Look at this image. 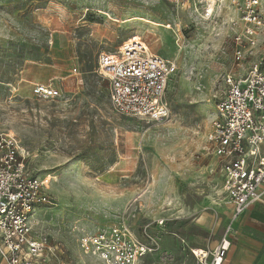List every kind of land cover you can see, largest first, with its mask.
Here are the masks:
<instances>
[{
  "label": "rangeland",
  "instance_id": "1",
  "mask_svg": "<svg viewBox=\"0 0 264 264\" xmlns=\"http://www.w3.org/2000/svg\"><path fill=\"white\" fill-rule=\"evenodd\" d=\"M227 1L202 23L167 0H0V133L17 141L31 175L49 179L53 204L35 229L64 264H101L79 251L77 230L118 219L152 230L166 219L160 250L141 264H198L191 249L218 240L206 134L233 62ZM132 37L176 64L161 122L114 113L96 73L99 53ZM49 82L60 96L36 99L33 84Z\"/></svg>",
  "mask_w": 264,
  "mask_h": 264
},
{
  "label": "built area",
  "instance_id": "2",
  "mask_svg": "<svg viewBox=\"0 0 264 264\" xmlns=\"http://www.w3.org/2000/svg\"><path fill=\"white\" fill-rule=\"evenodd\" d=\"M191 10L199 22L215 18L219 0H167ZM232 65L223 77L215 115L206 134V152L218 162L220 186L232 206L231 221L264 200V0H228ZM227 22V23H228ZM96 73L105 80L111 110L123 117L161 122L169 114L165 93L176 71L174 60L155 53L134 37L99 53ZM73 68L71 76H77ZM32 95L53 100L60 91L35 83ZM49 179L31 175L14 137L0 133V264H64L59 245L36 231L40 209L51 206ZM165 220L155 221L163 227ZM230 226L212 249H192L198 264H223ZM79 251L101 264H141L159 251L149 225L123 219L77 230Z\"/></svg>",
  "mask_w": 264,
  "mask_h": 264
},
{
  "label": "crops",
  "instance_id": "3",
  "mask_svg": "<svg viewBox=\"0 0 264 264\" xmlns=\"http://www.w3.org/2000/svg\"><path fill=\"white\" fill-rule=\"evenodd\" d=\"M219 186L220 181L215 186L216 194L213 200L216 203L219 214L224 218L222 224L223 231L213 246L193 249L214 248L223 232L230 226L231 230L228 238L231 246L223 264H264V200L252 204L235 221H231L232 206L223 198L224 196ZM152 225L155 226L153 230V227L151 228L155 232V236L164 227V225L163 227H157L155 224Z\"/></svg>",
  "mask_w": 264,
  "mask_h": 264
},
{
  "label": "bare ground",
  "instance_id": "4",
  "mask_svg": "<svg viewBox=\"0 0 264 264\" xmlns=\"http://www.w3.org/2000/svg\"><path fill=\"white\" fill-rule=\"evenodd\" d=\"M134 40H138V38L136 39V38L134 37Z\"/></svg>",
  "mask_w": 264,
  "mask_h": 264
}]
</instances>
